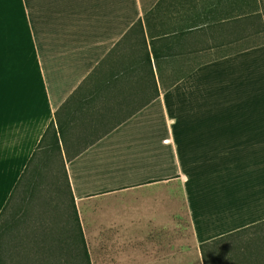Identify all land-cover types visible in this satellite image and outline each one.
<instances>
[{
    "label": "crops",
    "instance_id": "1",
    "mask_svg": "<svg viewBox=\"0 0 264 264\" xmlns=\"http://www.w3.org/2000/svg\"><path fill=\"white\" fill-rule=\"evenodd\" d=\"M224 3L6 0L0 210L56 108L95 68L63 128L70 154L87 144L63 164L90 264H264V43L221 51L239 40L218 20ZM177 206L195 247L168 248L160 263L159 225L168 235ZM21 233L39 248L8 250L5 264H45L56 230Z\"/></svg>",
    "mask_w": 264,
    "mask_h": 264
},
{
    "label": "trees",
    "instance_id": "2",
    "mask_svg": "<svg viewBox=\"0 0 264 264\" xmlns=\"http://www.w3.org/2000/svg\"><path fill=\"white\" fill-rule=\"evenodd\" d=\"M224 2L223 7L227 14L218 17V20H221L224 24L228 25L231 23L233 28H237L238 37L250 33H261L263 37L260 42L243 48L264 43V0H224ZM130 29H134L139 34L140 39L143 40L144 37L140 19H137ZM94 70L95 68L77 85V87L54 111L57 125H54L53 119L47 123L36 146L19 174L8 198L0 210V217L6 207L10 204L17 190L23 191L26 189L31 194L34 192V186L38 184V180L49 175L48 171L43 169L45 166H48L53 155L57 154L61 158L59 146L60 141L64 147V153L67 159L77 154L81 147L84 148L87 146L86 143H83L82 145H80V143H75L74 146L76 145L80 147L76 149L74 153L70 154L65 143L63 128L66 123L65 118L71 115L72 111L77 112L78 114L82 112L81 105L85 103L84 95L87 92V82L93 75ZM93 86H95V84ZM61 162L62 175L64 178V184L66 185L67 195H69V200H67V203L66 201H63L61 207H53L54 214L51 215V217L55 218V221H50L52 224L50 227L51 230L47 232H54V230H56V234H46V247H41V250L46 253L45 264H90L85 242L78 223L76 210L73 205L72 197L69 194V185L62 158ZM52 182L56 184V181L53 179ZM67 205H69L71 211H68ZM17 244L18 243L13 245L12 249L19 247L37 250V248H39L37 241L32 242L31 246H28L25 243ZM5 248L7 250V247ZM34 256L37 258V255ZM24 258H26V256ZM0 264H5V260L1 256Z\"/></svg>",
    "mask_w": 264,
    "mask_h": 264
},
{
    "label": "rangeland",
    "instance_id": "3",
    "mask_svg": "<svg viewBox=\"0 0 264 264\" xmlns=\"http://www.w3.org/2000/svg\"><path fill=\"white\" fill-rule=\"evenodd\" d=\"M263 39L261 33L259 34H245L239 36L238 42L234 43L230 47L221 49V51H227L230 49L243 48L250 46L257 42H260ZM60 146V155L62 160L65 157L64 147L61 142ZM59 155H53L51 160L48 163V166H45L43 170L48 171V176H45L38 180V184L34 186V192L31 194L26 189L21 191L17 190L15 196L11 200L10 204L6 207L5 211L0 217V256L7 260L9 252L7 250H12L13 245L16 243H30V238L25 236L24 240L22 238L23 231L29 232L31 230L39 231H50L51 222L55 221V218L51 217L53 215V207H61L63 201L68 199L66 185L64 184V178L62 175V162ZM52 179L56 181V184L52 182ZM61 189V192H60ZM68 206V211L71 209ZM162 225H159L160 232ZM171 229L168 232V235L165 233H160L158 240V252L159 256L157 260L160 263L165 262L166 256L164 255L168 248H174L176 253L181 251L183 248L194 249V244L192 238H190L189 226L184 214L183 208L180 206L176 207L174 212V224L170 226ZM17 244V245H18ZM100 245L103 248V242L100 241ZM7 247V250L6 248ZM97 250L98 252L103 251V249ZM91 258L95 260L96 264H105L108 263V256L103 255H93ZM134 257L132 256V261ZM141 263L148 264L151 262L150 256H144L138 258ZM196 256L193 254L185 255L184 260L182 256L176 254L175 263H182L183 261L189 264H195ZM128 261V260H127ZM113 263L124 264L126 260L114 256L112 259Z\"/></svg>",
    "mask_w": 264,
    "mask_h": 264
},
{
    "label": "snow or ice",
    "instance_id": "4",
    "mask_svg": "<svg viewBox=\"0 0 264 264\" xmlns=\"http://www.w3.org/2000/svg\"><path fill=\"white\" fill-rule=\"evenodd\" d=\"M4 2L6 0H0V55H2V49H3V33L5 28V20L3 15V6ZM2 79V77H0ZM3 106V88L2 84H0V108Z\"/></svg>",
    "mask_w": 264,
    "mask_h": 264
}]
</instances>
